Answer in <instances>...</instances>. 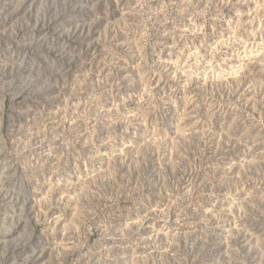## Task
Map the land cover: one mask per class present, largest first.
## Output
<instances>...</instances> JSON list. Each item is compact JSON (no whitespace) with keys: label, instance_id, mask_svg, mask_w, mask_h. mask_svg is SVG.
Returning <instances> with one entry per match:
<instances>
[{"label":"rangeland","instance_id":"rangeland-1","mask_svg":"<svg viewBox=\"0 0 264 264\" xmlns=\"http://www.w3.org/2000/svg\"><path fill=\"white\" fill-rule=\"evenodd\" d=\"M0 264H264V0H0Z\"/></svg>","mask_w":264,"mask_h":264}]
</instances>
